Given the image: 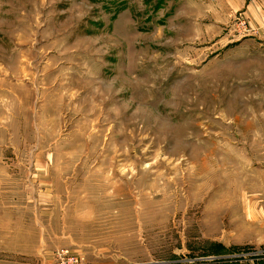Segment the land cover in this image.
<instances>
[{
	"label": "rangeland",
	"instance_id": "rangeland-1",
	"mask_svg": "<svg viewBox=\"0 0 264 264\" xmlns=\"http://www.w3.org/2000/svg\"><path fill=\"white\" fill-rule=\"evenodd\" d=\"M264 264V0H0V264Z\"/></svg>",
	"mask_w": 264,
	"mask_h": 264
},
{
	"label": "built area",
	"instance_id": "built-area-1",
	"mask_svg": "<svg viewBox=\"0 0 264 264\" xmlns=\"http://www.w3.org/2000/svg\"><path fill=\"white\" fill-rule=\"evenodd\" d=\"M75 263H76V261H73V262H72V264H75Z\"/></svg>",
	"mask_w": 264,
	"mask_h": 264
}]
</instances>
